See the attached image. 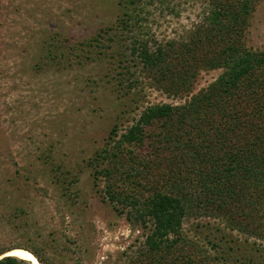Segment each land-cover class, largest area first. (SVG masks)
Segmentation results:
<instances>
[{
	"label": "rangeland",
	"instance_id": "1",
	"mask_svg": "<svg viewBox=\"0 0 264 264\" xmlns=\"http://www.w3.org/2000/svg\"><path fill=\"white\" fill-rule=\"evenodd\" d=\"M208 6L132 0L124 18L117 0H0V251L27 248L47 264H264V200L255 209L226 195L207 202L197 182L179 181L188 147L155 156L146 137L124 148L112 175V158L102 157L114 126L123 131L150 104H183L221 74L200 69L189 95L176 96L130 54L134 37L154 47L188 40ZM242 39L264 50V0ZM140 162L152 163L137 183L119 174L130 166L144 174ZM108 185L138 198L187 195L183 240L164 257L149 251L151 219L112 200Z\"/></svg>",
	"mask_w": 264,
	"mask_h": 264
},
{
	"label": "trees",
	"instance_id": "2",
	"mask_svg": "<svg viewBox=\"0 0 264 264\" xmlns=\"http://www.w3.org/2000/svg\"><path fill=\"white\" fill-rule=\"evenodd\" d=\"M256 1L209 0L203 24L184 42L154 47L149 46L148 40L134 37L130 54L167 93L189 95L200 69L223 71L207 88L189 95L183 104H150L123 131L114 126L106 141L108 148L102 154L105 159L112 158L113 169L103 172H119L117 163L122 160L124 148L141 145L150 137L156 143L155 156L176 143L192 150L189 157L182 156L185 175L179 181L197 182L207 202L214 201L215 195H226L235 203L255 209L256 202L264 200V50L246 47L242 39ZM128 2L132 0H117L124 18L129 17L124 9ZM146 127L159 130L148 134ZM169 140L173 142L167 143ZM177 147L170 149L174 152ZM150 163H139L145 165L144 174L132 166L119 174L123 179L135 177L137 183L136 177L145 176ZM179 165L177 162L171 171L175 172ZM99 172L94 169L95 174ZM106 192L112 200L117 198L131 205L139 217L151 219L153 226L145 240L149 251L166 252L161 255L164 257L175 243L183 240L181 224L191 202L187 195L157 191L138 198L123 189L115 192L110 185ZM12 249L0 251V264H28L16 256L3 255ZM32 254L41 264H47Z\"/></svg>",
	"mask_w": 264,
	"mask_h": 264
},
{
	"label": "bare ground",
	"instance_id": "3",
	"mask_svg": "<svg viewBox=\"0 0 264 264\" xmlns=\"http://www.w3.org/2000/svg\"><path fill=\"white\" fill-rule=\"evenodd\" d=\"M5 254L27 260L31 264H41L38 259L29 250L25 248H14L8 252H5L3 255Z\"/></svg>",
	"mask_w": 264,
	"mask_h": 264
}]
</instances>
